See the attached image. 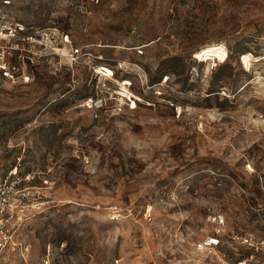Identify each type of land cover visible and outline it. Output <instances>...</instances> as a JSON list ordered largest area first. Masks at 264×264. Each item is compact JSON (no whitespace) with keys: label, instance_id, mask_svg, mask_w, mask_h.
Here are the masks:
<instances>
[{"label":"rangeland","instance_id":"obj_1","mask_svg":"<svg viewBox=\"0 0 264 264\" xmlns=\"http://www.w3.org/2000/svg\"><path fill=\"white\" fill-rule=\"evenodd\" d=\"M79 1L0 4L38 32L0 78V175L43 197L2 264H264L233 237H264V0Z\"/></svg>","mask_w":264,"mask_h":264},{"label":"built area","instance_id":"obj_2","mask_svg":"<svg viewBox=\"0 0 264 264\" xmlns=\"http://www.w3.org/2000/svg\"><path fill=\"white\" fill-rule=\"evenodd\" d=\"M99 1V0H95ZM14 0H0V4L9 6ZM81 13L88 12V5L84 0L77 3ZM8 35V36H7ZM38 39V32L28 30L25 23L15 20L0 12V78L15 81L20 76V59L24 54L32 53V46ZM69 41L68 35L63 43ZM137 53H144L143 45L136 46ZM84 53L82 46L72 49L71 55L74 60ZM243 56V55H242ZM98 107L104 106V99L89 97L86 101ZM261 117H264L261 115ZM35 178L34 171L20 173L18 166L10 168L5 174L0 175V264L6 253L14 251L21 245L18 237V229L25 222L31 211L42 207V191L38 186L28 184ZM209 218L218 226L226 223V217L221 212L211 213ZM241 244L264 253V237H257L253 233L235 234ZM221 231H216L198 241V249H206L221 244Z\"/></svg>","mask_w":264,"mask_h":264}]
</instances>
